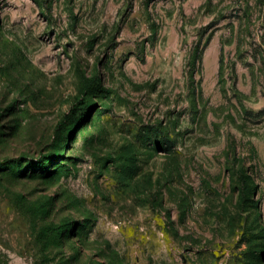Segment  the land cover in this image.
<instances>
[{
	"label": "rangeland",
	"instance_id": "1",
	"mask_svg": "<svg viewBox=\"0 0 264 264\" xmlns=\"http://www.w3.org/2000/svg\"><path fill=\"white\" fill-rule=\"evenodd\" d=\"M0 264H264V0H0Z\"/></svg>",
	"mask_w": 264,
	"mask_h": 264
},
{
	"label": "trees",
	"instance_id": "2",
	"mask_svg": "<svg viewBox=\"0 0 264 264\" xmlns=\"http://www.w3.org/2000/svg\"><path fill=\"white\" fill-rule=\"evenodd\" d=\"M201 53H202V51L201 50H199V47H197V49H196V52L194 53L195 55H194V59H193V66H195V64H196V60H199V58H200V56H201ZM78 110H84L83 108H78V109H76V111H74V113H76ZM74 113H73V115H74ZM66 122H68V120L67 121H65V123Z\"/></svg>",
	"mask_w": 264,
	"mask_h": 264
}]
</instances>
